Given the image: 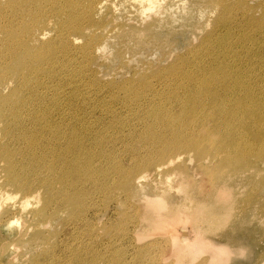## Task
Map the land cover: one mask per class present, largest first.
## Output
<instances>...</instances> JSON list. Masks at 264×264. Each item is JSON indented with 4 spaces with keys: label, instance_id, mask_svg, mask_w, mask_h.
I'll list each match as a JSON object with an SVG mask.
<instances>
[{
    "label": "bare ground",
    "instance_id": "1",
    "mask_svg": "<svg viewBox=\"0 0 264 264\" xmlns=\"http://www.w3.org/2000/svg\"><path fill=\"white\" fill-rule=\"evenodd\" d=\"M127 1L151 21L118 22L113 0H0V215L13 214L7 203L19 198L16 214L32 217L22 226L37 228L29 242L44 246L59 231L42 233L41 226L64 220L76 231L94 229L86 215L97 212V195L127 206L152 182L134 232L147 240L141 253L164 233L179 259L209 252L204 264H228L236 250L206 233L244 223L241 213L257 209L237 207L232 185L253 179L264 162V0ZM173 6L197 35L187 54L151 75L102 82L92 63L111 36L127 46L153 37L172 26ZM206 10L211 16L192 24L195 11ZM190 160L207 175L206 192L187 182ZM175 181L183 193L178 202L169 198ZM181 224L193 225L192 238ZM117 231L126 233L125 224ZM98 239L92 234V247ZM94 252L75 251L72 264H115Z\"/></svg>",
    "mask_w": 264,
    "mask_h": 264
},
{
    "label": "rangeland",
    "instance_id": "2",
    "mask_svg": "<svg viewBox=\"0 0 264 264\" xmlns=\"http://www.w3.org/2000/svg\"><path fill=\"white\" fill-rule=\"evenodd\" d=\"M113 2L116 3L113 8L117 9L115 13L118 22L143 27L151 21V18L146 21V19L140 15L138 8L132 4V2L127 0H113ZM175 2H177V0ZM200 13L195 11L192 18V24L195 25L199 22L203 23L211 16L209 10H206L203 15H200ZM169 14L174 16L172 19V26L160 27L155 31V34H152L154 35L153 37L147 36L140 41L136 39L135 41L132 40L127 46L122 38L119 36L116 37V34L112 35L109 49H107L103 55L101 54L102 52H98L93 59L92 67H94L97 71L98 78L106 84H108L107 82L112 81H116L120 84L126 80L134 78L136 74L140 77L154 74L153 72H157L162 69V67L170 65L173 62H177L179 56L186 55L187 51L198 42V39H195L197 35H195L193 30H190L189 26L183 24V14L181 9L173 6L171 7ZM139 16L142 17L140 18ZM214 25L215 24H212L211 22L206 27V31L212 30ZM262 54L264 55V51H262ZM262 54H260L259 57H262ZM97 66H99L100 69ZM5 90L6 89L2 88V91ZM187 163L188 165H192L190 166L191 168L188 174L190 175L191 180L187 182H189L194 192H206V190H208L206 189L208 188L207 175L205 172L200 170L198 171L197 168H194L193 161H188ZM125 165L130 166L131 162L127 159L125 161ZM104 166L106 165L104 164ZM258 169L259 174L256 172L253 179L251 177H247L243 181L233 180L234 183L232 185L233 192L237 196V207L248 205L250 203H256L257 209L253 213L249 211L241 213L244 223L235 220L236 222H232V224L216 235L215 233H212L213 235L209 232L206 233L208 238L213 239L218 244H229V246L236 250V255L233 257L234 259L232 258L233 260L231 259L228 264H264V162L259 165ZM1 175L2 174H0V176ZM187 178L189 179V177ZM176 185L181 186L179 181H175L174 189L169 193V198L178 202L182 200L181 197H183V193L180 192L181 190ZM245 185H248V187L245 188ZM201 186L203 188H200ZM152 187V182L145 183V190H143V192L148 193ZM112 190L114 194L116 186H113ZM178 191L180 193H178ZM144 193L136 197V199L130 202L127 206H123L116 198L110 200L102 194L97 195L94 198H97V200L93 202L95 205L92 207V209H96L97 212L91 210L86 215V219L88 220L87 224L90 226L91 223L96 224L94 229H88V226L85 225L84 230L76 231L68 224V221L55 220L50 224H45L46 226L43 225L38 228V230L42 233H54L57 230L59 231L54 242L48 243L49 245L47 244L44 246L38 245L33 241L29 242V240H31L30 235L33 234L37 228L32 227L29 231H25V227L22 225L26 222L27 218L31 220L32 217L25 214L21 215L20 213V215L16 214L17 208L13 205H15L14 203L19 198L14 200L11 199L7 203V208L12 210L13 214H10L9 216L0 215V264H72L78 259L74 252L80 249L84 250L86 248L91 251L95 250L96 252L94 253L97 256H103L105 261L113 260L115 264L206 263V260L209 259L207 257L210 255L206 254L209 252L203 254L200 258L197 257V259L194 260L193 257L180 259L176 257L175 254H173V246L168 238L169 236L167 234L164 235V233H160L158 235L154 234L152 237L154 240L158 239L159 245L151 246L148 249L149 252L146 254L141 253L143 250L141 247L146 245L147 240H139L137 238L136 223H138L142 216H144V210L142 209L144 207V202L140 201V199L143 198L142 196ZM8 194L17 196L19 193L14 188H9ZM121 198L123 199L124 197L122 196ZM136 209H139L138 212ZM123 211L130 214L128 221L123 220V213H121ZM148 215L149 214L147 213L145 216L148 217ZM13 218H16L19 222L17 221L18 223L15 222L12 224L11 219ZM122 223L125 224L127 231L126 233L124 231L121 235L117 230ZM104 225L105 227L101 230L100 227ZM182 225L183 224L178 227L179 230L181 229L180 232L182 231L181 233H184L183 231L185 230L188 234L190 233L189 237L192 238L195 234L191 232L193 225L184 224L186 226L188 225V228L185 227V229ZM81 226L82 222H80V227ZM108 228L112 231V234L108 233ZM134 232H136V234H134ZM23 233L27 234L23 236ZM92 234L95 236L99 235V239L96 240L94 247H92L91 244ZM12 242L15 244V247ZM237 245H239V247L236 249ZM237 252H239V254H237ZM182 260H185V262Z\"/></svg>",
    "mask_w": 264,
    "mask_h": 264
}]
</instances>
